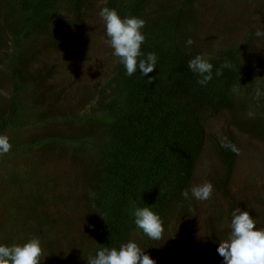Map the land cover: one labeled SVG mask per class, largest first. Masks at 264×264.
<instances>
[{"label": "rangeland", "instance_id": "374dc122", "mask_svg": "<svg viewBox=\"0 0 264 264\" xmlns=\"http://www.w3.org/2000/svg\"><path fill=\"white\" fill-rule=\"evenodd\" d=\"M76 1L0 0V134L12 144L0 156V244L37 237L41 264H87L100 249L128 241L156 264H224L217 248L237 207L264 227V0H147L141 11L143 53L158 59L161 45L179 34L213 66L231 64L208 87L215 109L202 107L207 136L189 198L151 207L163 221L160 240L135 225L134 208L146 205L140 197L119 230L106 216L124 172L105 167L117 145L110 131L125 119L104 107L117 100L130 109L119 95L130 76L99 15L109 0H84L79 8ZM177 13L184 30L173 23L171 34L161 31V21ZM206 180L211 199L191 197V187Z\"/></svg>", "mask_w": 264, "mask_h": 264}, {"label": "trees", "instance_id": "16d2710c", "mask_svg": "<svg viewBox=\"0 0 264 264\" xmlns=\"http://www.w3.org/2000/svg\"><path fill=\"white\" fill-rule=\"evenodd\" d=\"M21 3L27 6L28 0H21ZM75 3L79 8L84 0ZM146 3L147 0H109L108 5L123 18L141 17ZM184 20L185 17H179L177 13L162 20L159 28L171 34L172 24L178 26L180 23L178 27L182 31ZM177 36L171 45H161L162 52L153 72L147 76L135 73L121 85L119 95L126 97L130 109L124 110L117 100L104 107L118 118L125 119L123 124L116 121L112 126L111 139L117 143L116 150L105 160V167L110 172L111 169L124 171L120 177L118 198L105 210L114 232L120 229L122 215L128 212L136 197L149 207L157 201L162 208L164 202L167 207L172 202L169 208L179 203L183 191L189 190L206 142L207 111L202 107L214 111L215 100L206 94L209 93L208 87L219 77L216 70L226 60L213 66L212 80L202 86L197 83L198 75L188 68V62L196 56L195 49L187 45V40ZM55 39H58L57 35ZM144 56H147L146 52ZM149 77L153 78L150 84L147 83ZM230 157L226 151L225 160ZM133 181L136 186L130 189L128 185Z\"/></svg>", "mask_w": 264, "mask_h": 264}, {"label": "clouds", "instance_id": "9594fccd", "mask_svg": "<svg viewBox=\"0 0 264 264\" xmlns=\"http://www.w3.org/2000/svg\"><path fill=\"white\" fill-rule=\"evenodd\" d=\"M99 15L105 23L107 43L114 49L113 55L119 58V62L126 69L127 75L131 76L140 70L142 76H147L156 68L157 56L149 52L147 56L141 51L145 42L142 29L146 25L143 18L130 16L121 17L117 10L104 7ZM260 35V32H257ZM187 45L194 41L188 38ZM231 67L225 62L216 70V75L221 76L223 69ZM188 68L198 75L197 83L206 85L212 80L213 64L204 54H198L188 62ZM74 78V77H73ZM149 77L147 83L152 82ZM221 146L237 151L231 143L221 140ZM12 144L7 134H0V156L11 151ZM191 197L196 200L211 199L214 186L211 181L193 185L190 189ZM185 199L189 198V190L182 193ZM135 201H133V206ZM135 225L142 229L143 233L153 240L163 237V221L151 207H135ZM103 218V217H102ZM230 233L228 238L219 242L217 252L223 257L224 264H264V227H257V221L246 210L237 207L231 214ZM45 258L42 242L33 237L27 242L7 246L0 244V264H41ZM87 264H156V261L146 254L134 241L122 244L119 249L105 247L97 254L88 258Z\"/></svg>", "mask_w": 264, "mask_h": 264}]
</instances>
